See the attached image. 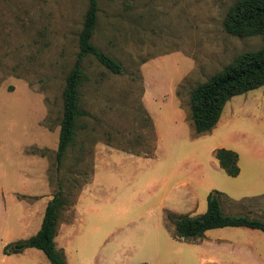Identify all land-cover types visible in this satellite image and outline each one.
I'll use <instances>...</instances> for the list:
<instances>
[{
	"label": "rangeland",
	"instance_id": "rangeland-1",
	"mask_svg": "<svg viewBox=\"0 0 264 264\" xmlns=\"http://www.w3.org/2000/svg\"><path fill=\"white\" fill-rule=\"evenodd\" d=\"M236 1L98 0L92 42L123 73L84 60L89 116L58 170L63 92L88 1L0 0V264H50L40 250L4 248L38 230L60 190L68 264H264L260 231L174 237V221L205 213L213 191L225 214L264 221V86L233 97L209 133L197 135L192 120L191 91L264 46L226 32ZM219 148L239 154V176L220 168Z\"/></svg>",
	"mask_w": 264,
	"mask_h": 264
},
{
	"label": "trees",
	"instance_id": "trees-1",
	"mask_svg": "<svg viewBox=\"0 0 264 264\" xmlns=\"http://www.w3.org/2000/svg\"><path fill=\"white\" fill-rule=\"evenodd\" d=\"M87 1L88 9L79 34L80 50L67 74L63 92V118L56 155L58 170L62 167L68 148L76 142L78 122L89 116L88 111L81 107V87L86 78L84 60L93 56L108 71L114 74L123 73L122 63L108 56L92 42L100 7L98 0ZM224 26L229 35L261 36L264 41V0H237L225 17ZM263 86L264 46L239 55L221 72L210 76L206 82L191 91V112L196 134L204 135L213 130L220 121L227 103L233 97ZM215 158L228 176H239L240 156L235 150L219 148ZM220 196L219 191L211 192L207 199V211L199 216H179L174 221V237L177 239L184 237V240L192 241L204 237L210 230L223 228H249L264 233V221L260 219L225 214ZM65 204L64 194L60 190L48 203L40 230L27 239L7 244L4 253L21 254L26 249L34 248L42 251L50 264H68L64 252L57 248L55 242L59 212Z\"/></svg>",
	"mask_w": 264,
	"mask_h": 264
},
{
	"label": "crops",
	"instance_id": "crops-1",
	"mask_svg": "<svg viewBox=\"0 0 264 264\" xmlns=\"http://www.w3.org/2000/svg\"><path fill=\"white\" fill-rule=\"evenodd\" d=\"M41 224H42V222H41ZM41 224L39 225V227H38V230L35 232V233H33V234H31V236H33V235H35L39 230H40V228H41ZM245 229H247V228H245ZM249 229V228H248ZM251 231H259V230H253V229H250ZM261 232V231H260ZM59 235H60V233H59V228L57 229V235H56V238H55V242H56V245H57V248L59 249V250H62L63 248H64V250H62L63 252H64V254H65V256H66V248L65 247H59L58 246V237H59ZM31 236H29V237H31ZM28 237V238H29ZM69 244V243H68ZM67 244V245H68ZM29 249H34V248H29ZM27 250V249H26ZM66 260H67V256H66ZM67 263H68V261H67Z\"/></svg>",
	"mask_w": 264,
	"mask_h": 264
},
{
	"label": "water",
	"instance_id": "water-1",
	"mask_svg": "<svg viewBox=\"0 0 264 264\" xmlns=\"http://www.w3.org/2000/svg\"><path fill=\"white\" fill-rule=\"evenodd\" d=\"M182 239H185L184 237Z\"/></svg>",
	"mask_w": 264,
	"mask_h": 264
}]
</instances>
